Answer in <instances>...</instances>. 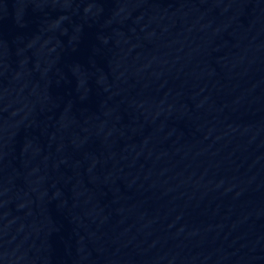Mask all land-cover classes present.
<instances>
[{"label":"water","instance_id":"water-1","mask_svg":"<svg viewBox=\"0 0 264 264\" xmlns=\"http://www.w3.org/2000/svg\"><path fill=\"white\" fill-rule=\"evenodd\" d=\"M0 264H264V0H0Z\"/></svg>","mask_w":264,"mask_h":264}]
</instances>
